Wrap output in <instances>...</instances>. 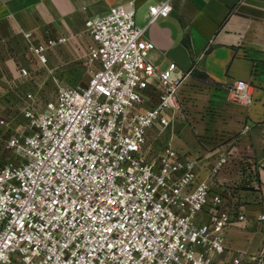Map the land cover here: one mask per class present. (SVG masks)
I'll use <instances>...</instances> for the list:
<instances>
[{
  "label": "built area",
  "instance_id": "2783aa9c",
  "mask_svg": "<svg viewBox=\"0 0 264 264\" xmlns=\"http://www.w3.org/2000/svg\"><path fill=\"white\" fill-rule=\"evenodd\" d=\"M171 11V0L151 4L143 28L133 2L87 19L86 83L22 111L24 125L7 142L17 162L0 169V264H218L224 232L245 217L220 210L221 197L170 140L148 141L150 130L169 128L188 76L172 62L156 68L144 37ZM68 41L37 47L38 62ZM230 90L249 104L247 83ZM230 264H264V243Z\"/></svg>",
  "mask_w": 264,
  "mask_h": 264
},
{
  "label": "crops",
  "instance_id": "0c3cea01",
  "mask_svg": "<svg viewBox=\"0 0 264 264\" xmlns=\"http://www.w3.org/2000/svg\"><path fill=\"white\" fill-rule=\"evenodd\" d=\"M159 1L164 0H0V66L15 65L26 50L27 33L38 44L69 38L47 56L60 48L64 52L71 40L86 50L91 43L84 26L88 18L133 2L135 22L143 28L148 7ZM171 4L169 17L151 24L144 37L155 47L151 60L156 68L172 62L188 76L178 91L177 109L169 112V128L154 137L150 130L148 141L162 145L170 140L178 155L195 163L198 180L221 197L220 210L245 217L223 235L218 264H230L237 256L257 255L264 243V224L258 222L264 214V0ZM238 81L249 86V104L233 100L230 86ZM6 109L7 103H1L0 113ZM20 115L14 133L24 125L22 111ZM8 139V127L0 125V169L9 160ZM223 157L226 164L211 177ZM208 216L206 210L200 220L206 222Z\"/></svg>",
  "mask_w": 264,
  "mask_h": 264
},
{
  "label": "rangeland",
  "instance_id": "374dc122",
  "mask_svg": "<svg viewBox=\"0 0 264 264\" xmlns=\"http://www.w3.org/2000/svg\"><path fill=\"white\" fill-rule=\"evenodd\" d=\"M32 36L31 33L25 34L28 41L26 50L24 49L20 58L15 60L14 66H0V104L7 103V109L0 113V125L8 127V138L15 134L14 131L21 124V111L27 108L41 110L53 99L60 87L82 86L87 81L84 71L86 50L83 44L75 45L71 40L70 44L64 47L66 48L64 52L60 50L61 48L57 49L54 56H46L45 64H37L33 58H36L35 49L51 39L46 38L38 44L32 40ZM2 51L0 50V54ZM70 57L76 62L69 63ZM22 70L26 71V76L21 75ZM156 133L157 131L152 132L153 137ZM7 149L9 158L7 164H15L17 162L15 153Z\"/></svg>",
  "mask_w": 264,
  "mask_h": 264
}]
</instances>
